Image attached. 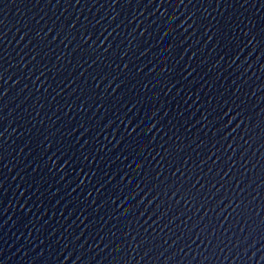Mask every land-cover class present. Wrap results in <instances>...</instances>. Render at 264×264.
<instances>
[{"label": "water", "instance_id": "95a60500", "mask_svg": "<svg viewBox=\"0 0 264 264\" xmlns=\"http://www.w3.org/2000/svg\"><path fill=\"white\" fill-rule=\"evenodd\" d=\"M0 264H264V0H0Z\"/></svg>", "mask_w": 264, "mask_h": 264}]
</instances>
